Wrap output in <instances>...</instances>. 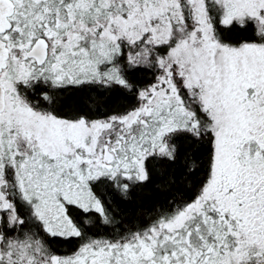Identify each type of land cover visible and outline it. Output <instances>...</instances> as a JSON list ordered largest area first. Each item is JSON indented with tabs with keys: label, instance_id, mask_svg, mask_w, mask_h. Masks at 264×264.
Segmentation results:
<instances>
[{
	"label": "snow or ice",
	"instance_id": "obj_1",
	"mask_svg": "<svg viewBox=\"0 0 264 264\" xmlns=\"http://www.w3.org/2000/svg\"><path fill=\"white\" fill-rule=\"evenodd\" d=\"M0 264H264V0H0Z\"/></svg>",
	"mask_w": 264,
	"mask_h": 264
}]
</instances>
